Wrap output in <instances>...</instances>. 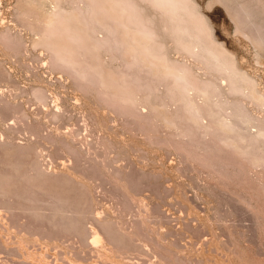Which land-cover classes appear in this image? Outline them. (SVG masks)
Here are the masks:
<instances>
[{
    "label": "rangeland",
    "instance_id": "obj_1",
    "mask_svg": "<svg viewBox=\"0 0 264 264\" xmlns=\"http://www.w3.org/2000/svg\"><path fill=\"white\" fill-rule=\"evenodd\" d=\"M42 1L0 0V264H264V142L253 144L254 155H241L223 144L224 135L189 138L180 120L165 127L144 103L110 104L96 87L51 65L47 49L35 44L38 22L55 8ZM63 1L66 10L85 7ZM193 1L213 43L248 80L242 94L229 93L226 74L165 37L154 8L144 4L141 12L170 61L191 70V79L218 85L212 99L223 104L222 117L231 118L237 103L248 117L240 132L264 134V53L220 1ZM250 1L264 13V0ZM99 53L106 68H123L118 56ZM167 86L156 83L151 103L180 115L181 102L161 98ZM66 213L74 217L57 225Z\"/></svg>",
    "mask_w": 264,
    "mask_h": 264
},
{
    "label": "bare ground",
    "instance_id": "obj_2",
    "mask_svg": "<svg viewBox=\"0 0 264 264\" xmlns=\"http://www.w3.org/2000/svg\"><path fill=\"white\" fill-rule=\"evenodd\" d=\"M61 1L63 0L49 1L55 3L54 10L47 14L37 24L41 28V34L35 44L41 45L47 49L45 50L50 53V59L52 60L51 65L53 64L56 67L62 68L75 79L96 87L103 99L116 107L135 109L137 108L136 104H138V102L144 103L149 107L148 110L150 109V115L154 120L162 122L165 127L169 129L172 128V130L173 127L176 128L175 124L180 120L182 126L185 127L184 131L181 132L189 138L194 135L196 137V133L199 131H202L201 133L212 131L215 134L224 135L226 137L223 139L224 145L236 149L241 155L249 156L254 155L252 148L255 147L253 144H255L256 141L261 140L264 142L263 133H258L254 136L251 134V136H245L240 132L242 123H246L248 117L242 112V108H240L239 104H234L235 111L231 118L225 119L222 117L221 111L223 104L212 99L214 95L218 94V85L213 81L193 80L188 75V72L191 70L188 71V68L182 65V63L179 64L170 61L166 55L165 45L163 46V43L156 40V32H154L153 29L154 25L152 26V19L144 16L141 12V7L144 4H148L154 8L161 16L163 23L162 32L165 37H169L183 53L191 55L196 60L203 62L207 69L226 74L229 81L227 90L229 93L242 94V86L249 85L248 80L232 66L233 59L223 50L224 48H219L216 43H213L210 31L206 27V24L203 23L204 20H202V15L197 11L194 1L75 0L76 2L84 3L85 7L71 8V10H66L67 7L64 9L61 8L59 6ZM72 1L74 2V0ZM218 1H220L226 8V11L229 12L238 30L244 33L260 52L262 51L264 53V13L262 14L259 12L255 7L256 5L253 6L251 5L252 3L248 4L250 0H246L248 1L247 3L244 0ZM63 2H65V0ZM62 4L63 3H61V5ZM41 13H43V11H41ZM41 18L42 16L39 19ZM98 30H101L103 33L101 38L96 36ZM8 40L10 43L11 40L9 38ZM13 44L16 45V43ZM102 50H104V54L109 52L116 55V57L118 56L123 62V68L121 70H113L110 69V67L106 68L107 65L104 63L103 59L102 63L101 57H99V52ZM189 74H191V72ZM140 75H146L147 78L142 79ZM163 80L168 82V86L161 98L164 100H177V102H181V108H179L182 110V114L168 116L165 113L167 109L165 110L162 108L163 104L161 106H156L154 104L155 102H153V104L151 103V97L155 96L156 83ZM190 90L204 98L203 103L200 102L201 105H197L190 98L188 94ZM35 94H37L36 96L40 100L45 96L41 95L39 90ZM42 104L45 105V103ZM203 114H206L210 118V125L202 126L201 123H199V119ZM244 142L247 144L244 145ZM70 186L72 185H69V187ZM19 190L21 191V189ZM43 191L41 190V192ZM27 192L28 191H26V193ZM65 193L67 194V191H64V194ZM11 198L12 196H10V199ZM71 198H73V196H71ZM19 201L21 200L19 199ZM42 215L46 216V213ZM34 216L38 218L37 214ZM46 217H48V215ZM72 217H74V214L73 216L67 213L66 215H61L58 218L60 219L59 222L57 221L56 224L59 225L61 221L63 222V219L70 220ZM61 225L63 224L61 223L59 226Z\"/></svg>",
    "mask_w": 264,
    "mask_h": 264
}]
</instances>
